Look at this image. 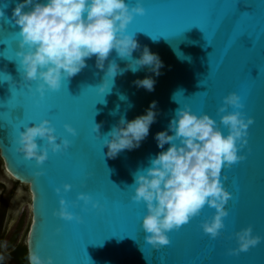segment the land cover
Listing matches in <instances>:
<instances>
[{
	"label": "water",
	"instance_id": "obj_1",
	"mask_svg": "<svg viewBox=\"0 0 264 264\" xmlns=\"http://www.w3.org/2000/svg\"><path fill=\"white\" fill-rule=\"evenodd\" d=\"M16 2L0 0L5 14L0 24L14 36L7 47L0 34V112L6 105L19 104L26 109V118L12 133L10 144L9 129L0 120V156L7 172L29 187L27 255L35 251L41 258L51 257L53 264H264V0H141L145 13L134 14L126 29L140 48L130 58L121 59L115 50L108 57L125 69L122 73L105 76L108 60L105 69H99L93 56L79 73L62 80L58 90H45L43 96L36 91L35 81L22 79L16 55L19 27L11 20ZM126 2L132 5L136 0ZM145 45L163 61L159 76L147 66L135 71L126 68ZM145 76L155 79L152 91L133 83ZM103 80L107 84L101 92ZM231 92L240 96L239 111L253 122L247 129V143L238 151L244 159L222 167V184L231 193L224 228L215 238L203 232L201 223L215 212L205 205L188 223L167 232V245L154 248L141 226L145 204L131 199L135 174L150 166L151 158L162 150L154 135L167 129L176 110L185 106L197 115L207 113L227 134L220 123L224 113H218V108ZM151 101H156L157 116L148 136L138 148L108 158L104 140L111 127L121 116L131 120L143 114ZM13 115L22 119L23 108L14 109ZM45 118L58 138L70 143L64 151L49 150L47 160L37 165L15 151V141L25 125ZM65 124L76 134L67 132ZM94 124L101 125L100 135ZM37 142L43 143L39 138ZM38 171L39 178L31 175ZM64 183L72 186L67 192ZM81 192L91 197L87 205L77 199ZM61 197L68 210L81 217L80 222L53 214ZM249 226L260 241L247 251L231 254L229 250L238 247L234 233Z\"/></svg>",
	"mask_w": 264,
	"mask_h": 264
},
{
	"label": "clouds",
	"instance_id": "obj_2",
	"mask_svg": "<svg viewBox=\"0 0 264 264\" xmlns=\"http://www.w3.org/2000/svg\"><path fill=\"white\" fill-rule=\"evenodd\" d=\"M144 13L141 0L132 5L126 0H18L12 8L11 20L19 27L16 55L23 81H35L36 91L43 96L45 90H58L62 80L79 73L86 66L87 59L93 56L99 69H105V61L113 50L121 59L130 58L140 45L135 35L126 29L134 14ZM4 15L0 9V17ZM145 66L154 76H159L163 67L158 54L151 52L147 45L126 68L135 71ZM124 70L114 60H108L105 76L112 78ZM133 83L138 88L152 91L155 79L145 76ZM106 84L105 80L100 84L101 92ZM26 86L30 87V84ZM228 106L235 110L226 111ZM241 108L243 104L236 92L223 97L218 113H224L220 116V123L228 129L227 134L207 113L197 115L187 106L176 110L167 129L155 133L157 147L162 150L151 158L150 166L135 174L134 194L131 196L133 201L145 204L141 226L146 233L145 240L154 248L167 245V232L188 223L205 205L214 208L215 212L201 223L203 232L215 238L224 228L225 205L231 193L222 184V167L244 159L238 151L247 143V129L253 122L251 117L245 118L239 111ZM156 116V101H151L143 114L131 120L121 116L106 134L105 155L115 158L125 149L138 148L148 136ZM100 127V124H94L93 130L99 135ZM64 128L76 134L70 125L65 124ZM37 138L43 143L38 144ZM15 143L17 152L40 165L47 160L49 150L53 153L64 151L70 141L58 138L54 126L45 118L39 123L25 125L18 132ZM36 174L42 173L38 171ZM71 187L68 183L63 184L65 192ZM55 191L59 193L61 189ZM77 199L87 205L91 197L81 192ZM59 205L54 215L81 221L79 215L68 210V202L63 197ZM92 207H97L96 202H92ZM234 235L238 247L230 249L231 254L247 251L261 239L252 234L251 226ZM27 260L29 264H53L51 257L41 258L31 250Z\"/></svg>",
	"mask_w": 264,
	"mask_h": 264
},
{
	"label": "flooded vegetation",
	"instance_id": "obj_3",
	"mask_svg": "<svg viewBox=\"0 0 264 264\" xmlns=\"http://www.w3.org/2000/svg\"><path fill=\"white\" fill-rule=\"evenodd\" d=\"M29 193L27 184L7 172L0 156V264H29L24 242L18 234L11 233L13 226L16 228L21 222L19 211L27 203ZM24 248L26 255L21 259L20 251Z\"/></svg>",
	"mask_w": 264,
	"mask_h": 264
},
{
	"label": "snow or ice",
	"instance_id": "obj_4",
	"mask_svg": "<svg viewBox=\"0 0 264 264\" xmlns=\"http://www.w3.org/2000/svg\"><path fill=\"white\" fill-rule=\"evenodd\" d=\"M4 23L6 24L7 22L5 21ZM0 34H2L3 36L4 44H6L8 47V44L11 42L12 39H14V36H12L11 32H9L6 28H4L3 24H0ZM10 79L11 77L7 75L6 81H9ZM17 107L23 108L24 115L22 119H17L13 115V110L16 109ZM25 118H26V109L24 108L23 105H19V104H17L16 106H11V107L6 105V110L3 112H0V120H3L4 125L7 126L9 129V136H8L9 144L14 142V137L12 133L18 130V127L23 123ZM242 147H244V145ZM16 165L20 167L21 169H23V171L27 174V170L24 168V165L21 162H17ZM31 175L36 178H39L42 174L37 175L35 172V173H31ZM225 179H227V177H225ZM37 184H38V181H37ZM41 195L43 197V192L41 193Z\"/></svg>",
	"mask_w": 264,
	"mask_h": 264
},
{
	"label": "rangeland",
	"instance_id": "obj_5",
	"mask_svg": "<svg viewBox=\"0 0 264 264\" xmlns=\"http://www.w3.org/2000/svg\"><path fill=\"white\" fill-rule=\"evenodd\" d=\"M28 198H27V203L25 205H23V207L21 208V210L19 211V217H20V223H18V226L15 228V226H13L11 233H15L18 234V238L21 237V241L24 242L25 246H26V234L28 231V227L31 221V205H30V193L27 194ZM22 220H24V224H22ZM16 224V223H15Z\"/></svg>",
	"mask_w": 264,
	"mask_h": 264
},
{
	"label": "trees",
	"instance_id": "obj_6",
	"mask_svg": "<svg viewBox=\"0 0 264 264\" xmlns=\"http://www.w3.org/2000/svg\"><path fill=\"white\" fill-rule=\"evenodd\" d=\"M26 247V246H25ZM26 248L23 249V251L21 250L20 251V258L22 259V256H25L26 255ZM25 253V254H24Z\"/></svg>",
	"mask_w": 264,
	"mask_h": 264
}]
</instances>
